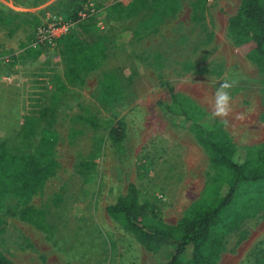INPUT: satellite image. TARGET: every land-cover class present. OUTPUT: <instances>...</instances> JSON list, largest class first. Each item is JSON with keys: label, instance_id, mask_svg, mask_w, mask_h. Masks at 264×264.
<instances>
[{"label": "rangeland", "instance_id": "374dc122", "mask_svg": "<svg viewBox=\"0 0 264 264\" xmlns=\"http://www.w3.org/2000/svg\"><path fill=\"white\" fill-rule=\"evenodd\" d=\"M64 1L0 0V142L13 153L32 152L44 129L37 111L48 107L56 162L29 201L46 211L51 233L0 210V250L15 264H158L161 256L144 250L104 208L133 183L141 201L154 203L163 221L175 223L202 194L210 172L206 155L188 123L167 119L157 108L156 100L168 99L160 78L210 115L218 84L237 79L228 123L217 119L237 146L264 142L261 76L225 32L238 0H204L198 12L191 7L196 0H90L91 12L79 20L64 10ZM49 22L69 28L55 42L32 47L36 27ZM73 42L103 51L94 68L81 69L79 81L65 75ZM106 71L122 81L103 103L99 81ZM80 113L92 115L96 126L78 121ZM115 118L127 127L122 162L106 136ZM77 165L87 167L85 184ZM263 239L264 210L257 209L225 237L218 264H244Z\"/></svg>", "mask_w": 264, "mask_h": 264}, {"label": "trees", "instance_id": "16d2710c", "mask_svg": "<svg viewBox=\"0 0 264 264\" xmlns=\"http://www.w3.org/2000/svg\"><path fill=\"white\" fill-rule=\"evenodd\" d=\"M89 3L90 0H65L64 10L77 19V12L86 10ZM203 6L204 0L191 4L194 12L201 11ZM225 32L232 45L255 65L261 76L264 94V0H238L236 11L226 19ZM44 45L48 43L37 47ZM69 51L71 61L65 66V75L71 81L81 80V69L94 68L98 58L103 56L102 49L95 45L73 42ZM184 66L187 70L206 75H221L206 66ZM121 81L115 71L102 73L99 83L103 103L109 102L107 96L118 93ZM159 85L166 89L168 99L156 100L157 108L167 119L180 118L188 123L194 140L206 155L210 172L205 176L202 194L183 209L175 223L163 221L154 203L141 201L140 191L133 183H127L124 193L106 205L104 210L144 250L152 256H161L158 264H218L225 237L238 227L242 219L257 209L264 210V142L235 145L222 122L213 118L190 96L175 91L162 78ZM37 117L44 123V129L38 135L32 152L13 153L0 142V210L48 236L51 227L46 211L29 201L55 171L50 131L52 111L41 107ZM75 118L89 126H96L90 114L80 113ZM126 134V123L115 118L106 135L121 162L128 156L124 147ZM77 166L85 184L83 170L87 167L82 169V166ZM0 264L15 263L0 250ZM144 264L156 263L148 260ZM244 264H264V239L248 252Z\"/></svg>", "mask_w": 264, "mask_h": 264}, {"label": "clouds", "instance_id": "9594fccd", "mask_svg": "<svg viewBox=\"0 0 264 264\" xmlns=\"http://www.w3.org/2000/svg\"><path fill=\"white\" fill-rule=\"evenodd\" d=\"M239 81L235 78L223 79L218 84L213 93V99L211 102V116L213 118H219L224 124L228 123L227 118L232 112L231 101L232 95L231 90L238 85ZM243 119V116L237 117Z\"/></svg>", "mask_w": 264, "mask_h": 264}, {"label": "built area", "instance_id": "2783aa9c", "mask_svg": "<svg viewBox=\"0 0 264 264\" xmlns=\"http://www.w3.org/2000/svg\"><path fill=\"white\" fill-rule=\"evenodd\" d=\"M90 4V3H89ZM88 4V8L84 11L77 12V20L83 19L85 15L91 12V8ZM68 23H42L36 27L35 34L32 40V47L38 46L39 44L48 43L51 44L60 34L68 30Z\"/></svg>", "mask_w": 264, "mask_h": 264}, {"label": "crops", "instance_id": "0c3cea01", "mask_svg": "<svg viewBox=\"0 0 264 264\" xmlns=\"http://www.w3.org/2000/svg\"><path fill=\"white\" fill-rule=\"evenodd\" d=\"M257 144V143H256Z\"/></svg>", "mask_w": 264, "mask_h": 264}]
</instances>
